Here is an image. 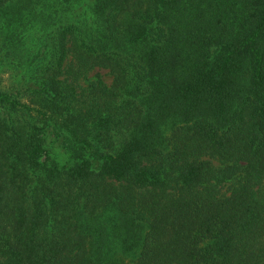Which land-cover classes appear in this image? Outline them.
<instances>
[{
  "label": "trees",
  "instance_id": "obj_1",
  "mask_svg": "<svg viewBox=\"0 0 264 264\" xmlns=\"http://www.w3.org/2000/svg\"><path fill=\"white\" fill-rule=\"evenodd\" d=\"M5 66L0 264H264V0H0Z\"/></svg>",
  "mask_w": 264,
  "mask_h": 264
},
{
  "label": "rangeland",
  "instance_id": "obj_2",
  "mask_svg": "<svg viewBox=\"0 0 264 264\" xmlns=\"http://www.w3.org/2000/svg\"><path fill=\"white\" fill-rule=\"evenodd\" d=\"M98 73L103 80L110 85L113 81V75L109 72L108 69H104V68H98L95 71H93L90 76L92 77L94 74ZM15 73H13V71L11 70V68L9 67H3L0 70V84L3 87H10L13 84L17 83V77L14 76ZM56 153H58L57 150H55ZM57 160L60 162L61 165H65L67 163V159H66V155L59 153L56 156ZM124 257V256H122ZM126 262L129 261L128 257L123 258Z\"/></svg>",
  "mask_w": 264,
  "mask_h": 264
}]
</instances>
